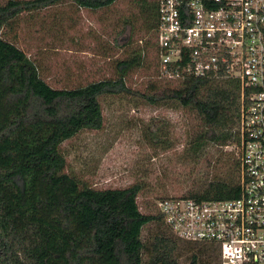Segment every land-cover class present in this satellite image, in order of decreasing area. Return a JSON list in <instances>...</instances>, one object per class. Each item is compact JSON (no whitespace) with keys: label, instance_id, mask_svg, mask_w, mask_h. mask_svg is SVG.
<instances>
[{"label":"trees","instance_id":"1","mask_svg":"<svg viewBox=\"0 0 264 264\" xmlns=\"http://www.w3.org/2000/svg\"><path fill=\"white\" fill-rule=\"evenodd\" d=\"M118 0H9L0 5V30L23 12L60 3L96 11ZM152 8V9H151ZM149 28H157L156 4H151ZM135 59L117 64V78L75 89H53L40 78L38 67L0 35V264H179L182 240L156 214H142L139 185L97 190L66 174L60 146L85 130H100V99L132 96L125 73ZM178 87L160 96L142 95L151 105L172 101L199 120L188 136L187 158L197 159L206 145V131L221 147L235 139L239 88L225 77L185 75ZM196 183L183 196L198 201L229 200L239 194V166ZM163 198L160 201L167 199ZM154 233L142 240L143 227ZM197 247L187 264H209L200 255L215 248Z\"/></svg>","mask_w":264,"mask_h":264},{"label":"rangeland","instance_id":"2","mask_svg":"<svg viewBox=\"0 0 264 264\" xmlns=\"http://www.w3.org/2000/svg\"><path fill=\"white\" fill-rule=\"evenodd\" d=\"M8 1L0 0V5ZM157 1L118 0L96 11L65 2L23 12L0 30L1 37L23 51L53 89L113 80L119 62L136 58L124 78L133 95L101 98V129L78 133L60 151L64 172L89 187L139 185L137 204L142 214H156L161 199L183 196L197 182L231 170L234 158L235 139L221 147L212 131H206L203 154L187 158L188 136L199 129V120L172 101L151 105L141 97L168 94L179 85L160 74L157 66L156 33L148 20L151 4ZM154 229V224L143 227L142 240ZM184 242L177 253L179 264H187V258L197 253L196 246ZM200 257L216 264L210 252ZM147 259L144 254L143 264Z\"/></svg>","mask_w":264,"mask_h":264},{"label":"built area","instance_id":"3","mask_svg":"<svg viewBox=\"0 0 264 264\" xmlns=\"http://www.w3.org/2000/svg\"><path fill=\"white\" fill-rule=\"evenodd\" d=\"M157 15L160 74L225 77L240 95L238 196L169 197L157 211L178 239L215 248L218 264H264V0H158Z\"/></svg>","mask_w":264,"mask_h":264}]
</instances>
